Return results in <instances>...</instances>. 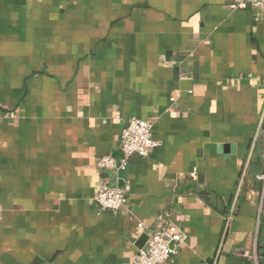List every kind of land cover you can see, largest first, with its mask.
Instances as JSON below:
<instances>
[{
	"label": "crops",
	"instance_id": "0c3cea01",
	"mask_svg": "<svg viewBox=\"0 0 264 264\" xmlns=\"http://www.w3.org/2000/svg\"><path fill=\"white\" fill-rule=\"evenodd\" d=\"M239 1L0 0V264H134L169 224L167 264H264V9ZM134 117L161 146L101 171Z\"/></svg>",
	"mask_w": 264,
	"mask_h": 264
},
{
	"label": "built area",
	"instance_id": "2783aa9c",
	"mask_svg": "<svg viewBox=\"0 0 264 264\" xmlns=\"http://www.w3.org/2000/svg\"><path fill=\"white\" fill-rule=\"evenodd\" d=\"M239 7L250 6L257 10L264 9V0H240ZM154 123L140 118H130L122 131L120 145L121 157L106 156L97 161V167L104 172L123 171L133 158L147 157L149 153L160 147L153 135ZM261 179H264L262 176ZM98 206L104 212L120 214L127 205V191L119 185L103 184L96 198ZM140 228H144L142 224ZM146 246L135 256L134 264H167L177 249L185 243L186 237L182 230L173 224L149 230ZM243 256L250 257L249 252Z\"/></svg>",
	"mask_w": 264,
	"mask_h": 264
},
{
	"label": "trees",
	"instance_id": "16d2710c",
	"mask_svg": "<svg viewBox=\"0 0 264 264\" xmlns=\"http://www.w3.org/2000/svg\"><path fill=\"white\" fill-rule=\"evenodd\" d=\"M263 257H264V255H263Z\"/></svg>",
	"mask_w": 264,
	"mask_h": 264
}]
</instances>
